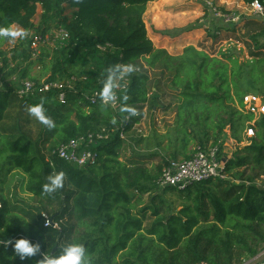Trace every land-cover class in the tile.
I'll return each mask as SVG.
<instances>
[{
	"label": "trees",
	"instance_id": "16d2710c",
	"mask_svg": "<svg viewBox=\"0 0 264 264\" xmlns=\"http://www.w3.org/2000/svg\"><path fill=\"white\" fill-rule=\"evenodd\" d=\"M151 1L0 0V30L12 31L13 26H18L27 32L38 27L46 31L59 18L77 42L68 52L70 55H66L68 58H61L60 51L54 54L53 77L76 57L98 53L103 56L101 70L100 66L95 67L90 76H85L86 80L78 78L76 84L83 88L66 91L65 105L58 102L54 91L47 94L37 91L21 99L17 95L19 82L0 86V264H38L44 256H60L69 244L85 247L88 264H234L241 257H255L264 244V185H257L253 177L243 175V181L234 185L230 175L233 169L252 166L259 176H264V117L255 126L259 127L257 139L237 151L228 162L226 171L230 180L208 181L185 190H163L186 195L189 203L177 213L172 205H166L163 197L155 196L161 190L156 182L167 162L153 172L140 159L121 161L120 150L125 140L120 133H127L137 121L133 116L124 126L125 116L120 114L123 104L148 101L150 79L136 66L140 60L151 68L160 67L163 73H170L171 85L181 91L175 141H180L183 149L190 140L197 141V147L210 145V131L216 143L228 127L236 130L239 126L236 122L244 121L245 128L254 117L244 113L243 98L255 89L254 85L264 90L263 47L253 52L249 61L228 54L214 58L193 46L180 56L156 49L144 21ZM253 1L245 0L247 4ZM259 1L264 5V0ZM39 8L42 13L36 26ZM67 10L71 11L70 16L65 15ZM245 30H257L252 36L257 41V36H264V21L248 19ZM14 38L0 35V82L14 62L1 44ZM80 39L86 50L80 47ZM129 67L131 71L127 70ZM123 73L131 83L123 92L119 111L89 103L87 96L93 90H103L109 82L117 84ZM29 80L39 85L34 79ZM91 80L92 89L88 92ZM54 94L59 106L49 103ZM235 103L239 104V110ZM41 104L55 127L41 123L37 139L21 131L19 125L6 127L5 121L14 107H20L21 112L31 117L29 106ZM101 128L111 131V135L93 147L98 153L96 163L79 168L50 155L56 147ZM46 145H50L47 154ZM13 171L27 176L26 192L53 198L61 207L49 216L60 224L59 228H46L41 212L38 218L30 213L25 218L20 216L17 206L4 195L7 178ZM61 172L62 186L52 193L44 192L49 177ZM146 194H153L152 202L138 209ZM148 213L154 221L146 225L151 219ZM229 220L233 223L228 224ZM20 238L39 244V252L21 261L7 243L9 239L14 242Z\"/></svg>",
	"mask_w": 264,
	"mask_h": 264
},
{
	"label": "rangeland",
	"instance_id": "374dc122",
	"mask_svg": "<svg viewBox=\"0 0 264 264\" xmlns=\"http://www.w3.org/2000/svg\"><path fill=\"white\" fill-rule=\"evenodd\" d=\"M170 1H176L177 4L168 3V0H153L149 2L147 11L144 15L148 36L154 43L156 49H164L171 56H180L183 55L187 47L193 46L197 50L206 52L214 58H221L223 54H228L240 61L252 60V53L260 50L258 49L259 47H263L261 51L264 50V36H257V41H253L252 36L258 33L257 30L250 32L245 30L247 20L255 16L254 11L245 0H199L198 2H201V6L204 8L202 15L199 16H197V13L193 15V12L184 9L183 5H188L190 3L184 2L180 4L179 0ZM196 1L197 0H192V2ZM209 3H213L218 11L214 12L212 8H209ZM168 7L170 9L166 10ZM183 11L185 12L182 13ZM41 13L42 10L39 8L38 16L34 20L36 26H39ZM191 14L193 17H187ZM65 15L70 16L71 11L67 10ZM230 16H240L241 22L229 23ZM184 17H187L186 20H184ZM262 21H264V18ZM170 26L173 27L170 28ZM226 27L228 28L226 29ZM196 29H204L206 33L203 34L202 37L188 34ZM12 31H20L23 35L15 36L12 41H4L1 44V48L7 53L9 58L14 59V62L11 68L5 70L0 86H9L16 81L20 84V82L25 79H34L39 82V84H43L50 81L52 78H54V82L63 86L73 77H77V80L83 79L85 76H90L95 67L97 68L100 66L99 70L102 68L101 60L103 56L101 53L92 57L80 56L79 58L76 57L72 62H67L63 65L53 77L52 64L54 63V54L60 51L63 53L60 55L61 58L67 57L66 55H70L68 52H71L77 46V42H74L70 33L63 39L59 38L60 33L68 31L65 25L59 22V18L54 19L46 31H42V28L38 27L36 30L27 33L18 29V26L15 28L13 26ZM42 32L50 36V42L45 45L34 47L32 41L34 33ZM183 34H187V43L178 44V40ZM190 42L194 43V45L190 44ZM79 43L80 47L86 50L85 43L82 40ZM188 44L190 45L183 49V47ZM33 48L38 50V55L36 57L32 55L34 52ZM136 66L140 69V72L149 76L148 101L137 105L126 104V102L123 104L120 114L122 116L124 115L125 118L126 116H134L137 118V121L125 135L126 139L124 141V146L120 150L121 161L126 163L128 160L137 158L145 162L146 166L153 172H156L158 166H163L167 161L180 160L191 156L198 143L197 141L190 140L186 149H183L182 143L180 141H175L176 122L178 120L177 109L182 100H180L181 91L177 89V87L171 85V74L168 72L163 73L160 67L151 68L147 66L145 60H140ZM24 74L26 77H23ZM87 85L88 92H91L92 80L91 83ZM75 87L83 88L79 83L75 84ZM254 87L255 89H252V92L248 94L255 98L262 99L264 102L263 88L255 85ZM48 100L51 105H60L55 100V94ZM130 106L135 109L136 115H132L130 112L128 114ZM234 107L238 110L240 109L238 103H235ZM253 117L254 120H256V126L257 122L260 123L264 115ZM243 122L244 121L241 123L236 122L239 126L236 127L235 131H232L228 127L216 143H214L213 134L210 131V145L215 146L220 142L222 145L223 142L228 144V146H226L228 150H230L228 158H234V154L237 151H241L258 137L257 132L259 127L257 126L255 128V137L247 140L245 134L246 126L245 128L242 127ZM5 125L6 127L15 128L19 125L21 131L23 130L30 134L33 139H37L42 130L41 122L34 116L27 117L26 113L21 112V108L18 106L10 111ZM200 136L203 137V134L200 133ZM49 147L50 145H46L44 148L45 154H47ZM230 175L234 185L240 184L243 181L241 178L242 175L245 176V178L253 177L257 185H264V176H259L258 170H254L252 166H246L242 169H233ZM26 179L27 176L21 174L20 171H13L8 176L7 183L4 187V195H7L13 205L15 204L17 206L18 213L21 217L25 218L26 214L30 213L32 216L38 218L40 212V215L45 213L50 216V214L61 209L53 198L36 197L26 192ZM155 193V196H161L167 201V206L168 204L172 205L176 213L189 203L187 199L185 200L186 195L184 193L171 190H166L165 192L163 190H157ZM152 195H144L143 202L138 206V209L150 204L153 200ZM49 201L55 203L50 204ZM157 201L159 203V200ZM164 208L166 209V206H164ZM148 217L151 219L145 223L146 225L154 221L151 213H148ZM210 220L212 221L214 218L211 217ZM227 223L232 224L233 222L229 220ZM263 259L264 244L259 247L258 254L255 257L244 256L234 264H256Z\"/></svg>",
	"mask_w": 264,
	"mask_h": 264
},
{
	"label": "built area",
	"instance_id": "2783aa9c",
	"mask_svg": "<svg viewBox=\"0 0 264 264\" xmlns=\"http://www.w3.org/2000/svg\"><path fill=\"white\" fill-rule=\"evenodd\" d=\"M254 11V15H260L264 18V5L259 0H254L249 4ZM209 8H212L214 12L218 9L213 3H209ZM229 23L241 22L240 16H230ZM65 32V33H64ZM60 33L59 38L63 39L68 36V31ZM53 35V34H52ZM54 36V35H53ZM34 47L38 45H45L50 42V36L45 33H34L33 35ZM109 47V45H108ZM105 50V48H100ZM32 55L35 57L38 55V50L33 48ZM2 67V63H0ZM127 70H124L126 73ZM122 74L117 84L112 85L113 97L110 100L105 101L102 99V90H93L87 100L91 105L103 104L108 106L114 111H119L122 103V95L125 92L131 81ZM87 77L83 78L86 80ZM77 78L73 77L66 82L63 86L57 82L50 81L37 85L35 82L27 79L20 83V87L17 89V95L23 99L35 95L37 91L45 94L54 91L56 98L61 105L67 104L66 91L74 90ZM243 106L245 112L257 117V115H264V102L262 99L255 98L250 94L244 96ZM131 116H126L124 126L131 122ZM255 123L256 120H252L246 123L245 134L247 140L255 137ZM111 135V131L106 128H101L97 132L89 133L78 138L72 139L67 143H64L50 152L51 156L58 157L59 159L75 165L79 168L94 164L98 160V153L93 149L99 141L107 140ZM126 132H121L120 137L125 140ZM228 144L223 142V145L218 143L215 146H198L195 148L194 153L187 159L170 160L164 165L162 173L158 178L156 184L159 189L164 190L167 188H176L178 190H185L189 186L195 184H201L208 181L216 180H230V175L226 171L228 162L233 159L228 158L230 150L226 147ZM2 207L0 203V208ZM44 219V226L46 228H59V223L53 222L52 219L45 213H42ZM205 264V263H202ZM256 264H264V259Z\"/></svg>",
	"mask_w": 264,
	"mask_h": 264
},
{
	"label": "clouds",
	"instance_id": "9594fccd",
	"mask_svg": "<svg viewBox=\"0 0 264 264\" xmlns=\"http://www.w3.org/2000/svg\"><path fill=\"white\" fill-rule=\"evenodd\" d=\"M0 35H5V36L11 35L15 37V36H21L23 35V33L20 31L13 32L9 30H0ZM127 70L131 71L132 69L129 67ZM112 87L113 86L110 82L105 84L101 93L102 99H104L105 101L112 99L113 97ZM27 111L31 116H34L42 124L48 125L49 128L55 127V124L52 122L50 117L45 115V110L42 104L29 106ZM128 111L132 115H136L135 109H128ZM63 177H64L63 172L55 176H50L49 177L50 182L43 186L44 192L52 193L56 191L58 188H60L62 186ZM7 243L12 245L13 250L19 256V259L21 261L34 256L40 250L39 244H34L27 238L16 239L14 242L12 239H9ZM85 257H86V249L82 244H69L64 248L60 256L58 257L44 256V259L42 261H39L38 264H88Z\"/></svg>",
	"mask_w": 264,
	"mask_h": 264
},
{
	"label": "crops",
	"instance_id": "0c3cea01",
	"mask_svg": "<svg viewBox=\"0 0 264 264\" xmlns=\"http://www.w3.org/2000/svg\"><path fill=\"white\" fill-rule=\"evenodd\" d=\"M199 0H197L196 2H192V0H184V1H182V0H179V2H180V4H183L184 2H188V3H190V4H188V5H183L184 6V9H187L189 12H193L192 14L194 15H196V13H197V16H199V15H202V13H203V11H204V8L201 6V2H198ZM216 1H219V0H216ZM231 1V0H230ZM165 2V1H164ZM168 3H172V4H177L176 3V1H170V0H168ZM168 3H165L166 5H169ZM154 5V4H153ZM182 6V7H183ZM170 8L168 7L166 10H169ZM185 11H183L182 13H184ZM189 15V16H187V17H193V15ZM187 17H184V20H186V18ZM250 19V18H249ZM16 26H14V28H15ZM171 27H173V26H170V28ZM169 28V29H170ZM228 27H226V29H227ZM18 29H20V30H22L21 28H19L18 27ZM23 32H27V31H24V30H22ZM27 33H29V32H27ZM26 33V34H27ZM206 33V31L204 30V29H201V30H194V31H192V32H190V33H188L189 35H195V36H197V37H202V35L203 34H205ZM186 38H187V34H183L182 36H180V38H179V40H178V44H186L187 43V40H186ZM190 44H192V45H194V43H191L190 42ZM190 44H188V45H186V46H184L183 47V49H185L187 46H189Z\"/></svg>",
	"mask_w": 264,
	"mask_h": 264
},
{
	"label": "water",
	"instance_id": "95a60500",
	"mask_svg": "<svg viewBox=\"0 0 264 264\" xmlns=\"http://www.w3.org/2000/svg\"><path fill=\"white\" fill-rule=\"evenodd\" d=\"M252 19H255V20H258V21H262L263 18H262V16L257 15V16H254ZM55 249H57V247Z\"/></svg>",
	"mask_w": 264,
	"mask_h": 264
}]
</instances>
